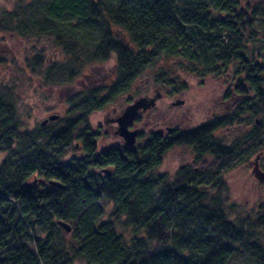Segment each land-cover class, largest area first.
Returning <instances> with one entry per match:
<instances>
[{
	"label": "trees",
	"instance_id": "1",
	"mask_svg": "<svg viewBox=\"0 0 264 264\" xmlns=\"http://www.w3.org/2000/svg\"><path fill=\"white\" fill-rule=\"evenodd\" d=\"M12 4L0 11V31L49 40L62 54L49 66L36 53L26 64L31 74L47 85L65 86L86 66L114 60L116 80L76 95L64 125L55 121L31 131L21 123L15 99L0 90V264H233L239 257L264 264L253 230L264 229V217L232 221L222 175L262 146L264 47L255 43L264 0ZM112 26L126 33L137 51L116 37ZM164 60L168 70L152 81L158 90L180 94L187 85L180 75L203 80L232 71L234 82L224 98L238 97L240 103L232 115L193 130L152 133L133 147L99 152L90 116ZM241 123L247 131L231 145L216 137ZM176 147L192 148L194 162L173 177L159 174L166 153ZM75 148L84 158L68 159ZM104 203L113 206L107 221ZM59 222L72 228L69 241Z\"/></svg>",
	"mask_w": 264,
	"mask_h": 264
},
{
	"label": "rangeland",
	"instance_id": "2",
	"mask_svg": "<svg viewBox=\"0 0 264 264\" xmlns=\"http://www.w3.org/2000/svg\"><path fill=\"white\" fill-rule=\"evenodd\" d=\"M15 0H0V11L3 7L10 9ZM112 29L123 43L130 46V38L119 28ZM260 42L255 43L257 47H264V21L256 25ZM254 45V46H255ZM137 51L135 45L130 46ZM44 50L45 52H35ZM36 53L43 54L46 65L51 66L54 61L62 59L53 42L49 40H24L14 33L0 31V90L6 89L9 97L18 106L20 121L27 130L39 128L50 116H59V126L64 125L70 111V103L76 95L97 88L111 86L116 80V64L114 60L107 63H95L86 66L83 73L70 85L53 86L47 85L39 75H33L27 68V60H34ZM264 54V51H263ZM264 64V55L262 57ZM168 61H160L156 66L150 68L132 86L129 92L119 96L105 109L93 113L89 118V128L96 136L99 152L118 148L124 145L123 139L115 135L117 125L111 120L115 119L127 106L139 97H153L155 92H160L162 98L156 102L153 109L140 114L138 122H134L131 130H137L142 137L137 143H144L152 133L167 134L172 131H190L206 123L213 122L217 118L230 116L240 103L241 98L225 100V95L232 88L234 79L233 72L228 75L213 78L208 77L198 80L193 77L180 75V79L186 80V90L183 93L170 95L171 89L158 90L152 86L153 78L160 70H168ZM233 91H231L232 93ZM177 102H183L176 105ZM230 114V115H229ZM247 116V115H246ZM53 122H49L51 124ZM45 125V126H46ZM244 125L220 130L216 137L225 145H231L234 140L239 139L246 133ZM192 148L176 147L168 151L164 157L159 174L173 177L180 168L190 165L195 160ZM69 158H84L81 148H75L68 156ZM2 155L0 154V160ZM264 172V137L262 146L253 148L242 156L231 167L227 168L222 175L228 189V211L231 220L239 222L246 218L251 222L264 217V182L259 181L254 175L255 165ZM106 221L112 212L113 206L104 203ZM255 227L253 230L257 242L262 245L264 251V229ZM67 241L70 234L63 230ZM233 264H258L256 259L239 257L233 260Z\"/></svg>",
	"mask_w": 264,
	"mask_h": 264
},
{
	"label": "water",
	"instance_id": "3",
	"mask_svg": "<svg viewBox=\"0 0 264 264\" xmlns=\"http://www.w3.org/2000/svg\"><path fill=\"white\" fill-rule=\"evenodd\" d=\"M162 98L160 92H155L153 97H139L132 104L127 106L115 119L111 120L112 123L117 125V130L115 135L123 139L125 146L133 147L137 144L139 133L137 130H131V126L134 124L135 120L140 117V114L153 109L156 102ZM183 102H177L176 105H180ZM59 119V116H50L47 120L42 122L41 126H45L49 122H55ZM254 175L259 180L264 182V172L260 170L259 166L256 164L254 168ZM51 186L61 187L57 182L51 181ZM59 226L67 233L70 234L72 228L63 222H59Z\"/></svg>",
	"mask_w": 264,
	"mask_h": 264
}]
</instances>
